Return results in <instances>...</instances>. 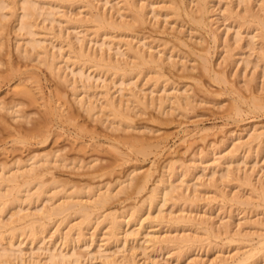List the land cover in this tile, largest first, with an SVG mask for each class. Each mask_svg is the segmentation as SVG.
Listing matches in <instances>:
<instances>
[{
  "label": "rangeland",
  "instance_id": "obj_1",
  "mask_svg": "<svg viewBox=\"0 0 264 264\" xmlns=\"http://www.w3.org/2000/svg\"><path fill=\"white\" fill-rule=\"evenodd\" d=\"M39 1L40 3L42 2V4L44 3V5H41L43 7L45 6L43 13L48 8L55 9L53 11L51 10L52 13L51 11H49V9L47 10L48 13H51V15L53 16H47L51 18L50 20L49 18L45 19L46 17H44L43 15H40L39 18H37V20L35 21L36 26L38 24L40 26H37L36 28L38 29H35V31H37V34H40H38L37 37L34 36L33 38L36 41L38 40V42L41 41L40 44L46 47V49L49 50L50 54H56H54V56H57L58 58V68H61L62 72L66 70L64 73V77L66 76L67 79L65 78V81L59 82L57 79L54 78V76L50 75L49 72L46 71L44 67H42V65L36 64V62H38L37 59L34 60L36 62H30L28 61V59L23 58V54H18L16 50L18 48L21 49L22 45L24 46V48H26L25 45L29 42L28 39L30 37H25V32L23 33V31L18 30L19 25H17L16 19L18 15L20 17L23 12L21 9H19L20 11L17 10L18 7L16 6V15L14 14V16L10 19L7 18L5 22L6 27L3 31L4 33H2L1 35L2 42L5 47H3L4 50L0 52V104H2L4 107H6L7 105L8 107L6 108H9L11 107L12 102H17V100L19 101L21 99L22 101L20 100V102H23V105L25 106H19V108L16 107L17 109H14L20 111V116L25 115L23 117L24 119L27 116L28 117L25 120H12V118H10V113H0V118L3 120V123H1L2 120L0 121V178H2L3 176H6L7 178V174H14L15 170H18L19 167L23 168L24 164L30 166L32 164V161L34 160L32 159V156H38L37 160L35 161L42 159V156L44 155H47L44 156L45 159H49L53 163L55 161V157L60 160L58 161L56 159L55 162H59L58 164L56 163V166H54L55 164L47 166L49 168L48 171L50 172V174L44 177V179H42L46 186L40 189L37 186L40 191H45H43L45 193H43L44 196L40 194L42 191L40 192L38 190V194L36 193L37 187L34 186L36 185L34 183L27 193L25 192L27 191V188H25L24 191L21 188V192L23 194L20 193L22 195H18L20 199H16L17 201L15 202L19 203L14 204L12 206L13 208L9 206V204L11 205V201L13 200L12 196H8V194L11 195L10 189H8V193H6V198H1V200H4L3 202H7L8 206L6 207V210L3 213H0V222L2 225H4V227L1 225L2 228L0 230V251L3 248H9V242H11L10 240L13 239L14 241L12 240V242H14V248H12V251L14 252L15 257L18 258L16 260H14L15 257L11 258V263L9 264H50L48 262V255L50 250L51 252L57 250L58 252L66 254L67 256H72V254H75V256H73L75 258L70 257L69 260H71L67 261V264H186L187 261L190 262L192 260H199L205 264H209V262L215 260L216 263H220L219 260L221 259H224L223 261L229 260L228 263H232L236 260H240V258L242 259L243 255L250 253L256 246L257 242L261 238H264V230H262L263 227H261L262 231H259L260 226H258L260 224H264V205H259V201L255 199L254 196H256V193L253 192V187L246 186L242 182L243 177H249V175H251L249 178L252 181V186L253 184L256 186H254V188L260 190V185L264 186V136L261 137V143L259 142L260 144L254 142L255 144L252 143L247 145L249 148H247L244 143H247L249 141L248 134H251L253 130H251L250 127L253 126L258 132H264V109H262L261 111H253L248 108L249 106L242 102V99H244V102H250L249 99L252 95L250 96L251 93L245 91V86L243 85V83L249 81V77L251 76L250 74L254 71L251 69L250 66H248L246 69V67H244V65L240 61L243 59V57H245V55H248V57L250 56L249 59L251 61H255L256 55H259L256 54L258 53V51L247 52L249 51V49L247 50L246 45H244L246 44V41H242L241 49H239L238 47L236 49V47H234L233 45L234 32L232 28H230L231 31H229V27L234 26V21L237 20L236 18H238V14H240V16L241 14H243L241 11L243 5L240 7L237 6L236 9V0H209V9L207 10L209 11V14H205L206 17L204 16V24H207L204 25L203 28L202 26H196V23L194 24V20L192 19V17L196 19L198 18V16H200L199 13L195 12L197 11L196 7L198 6V4L196 6V3L198 2V0H181L182 4L179 2V0H173V3L172 0H129L132 1V7H130L131 3L129 1L125 2L124 0H63L61 1L62 3L60 2V0ZM257 1L258 0H250L249 3L252 2V4L249 5L248 3L249 6L252 5V7L254 8L253 10L255 11H258L256 6L259 5H257V3L259 2ZM175 2L178 3V6L181 7L180 11H176L174 9ZM56 3H59L60 5ZM19 4L21 5V2H19ZM53 5L56 7H54ZM225 5L227 6V9H231V7H233L232 9L235 8L234 13L236 14V17L234 15L230 20L228 18V15H226L227 17L224 18V13H226L225 10H227L226 8H224ZM140 6H146V9L144 7H141V9H145V24H143L142 26L135 24L136 26L134 25V28L130 33L123 32V30L110 31L109 28H104L100 29L101 31H97L98 28L96 27L98 26L97 24L94 25L95 22L92 18L96 15L105 16L104 18H108L107 20H109V22L111 19L114 22L117 21L118 23L125 22L126 20L128 23L130 21L129 17L131 14L130 12L128 13V11L138 8L140 9ZM171 7L172 9H174L172 10L173 13L172 11H170ZM124 8H129V10L127 11ZM7 11L8 10H6L4 13L7 14ZM174 13H177V16L179 15V17H176ZM42 16L43 19L41 18ZM43 20L47 21L44 22ZM78 21H80L82 24ZM74 22L76 24H74ZM77 23H79V26ZM129 23H131V21ZM15 26L17 27V29H14L16 28ZM74 26H77V28L75 29ZM137 26H139V28ZM95 28L97 29L96 32L94 31ZM227 28L228 32L225 31V29ZM17 30L18 32H15ZM211 32H214L217 35L218 39L215 43L212 42L213 39ZM242 33L244 32L242 31ZM33 38L31 37L30 39L33 40ZM78 39L79 41L81 40V43L79 45H81L83 42L84 50L86 52H89L90 55H92L93 57L95 56L96 58L98 57L99 59L104 58L107 61H105L106 63L111 62L114 64L118 62V65H121L123 67L122 68L120 66V68L125 71L127 70L126 72L128 74L130 73L129 76L127 77L126 74V76L122 78V76L120 77L119 72H117L118 74L116 72L114 73L113 71L111 72L108 70H106L107 72H102V70L105 69H102L100 71L99 69L97 70L94 67L91 68L95 69L96 71L90 70L91 68L88 69V64L86 63V65H83L84 63H80L83 66L81 67V65L79 64V68L73 65L72 63V65L75 66L73 68L71 63H68L70 61L69 58L71 55L69 54L70 51L68 50L67 45L70 44V41H72V43H77L78 41L76 42V40ZM247 39L248 38H246V40ZM26 40L28 42L25 43ZM223 41H225L227 45L232 46V48H230L232 49L231 54L233 55V60H228L229 62L226 61L227 65L225 63H222V58L225 52L227 53L226 50H229L230 48L226 49L227 45ZM128 45H132L133 48L135 47V51L141 50L140 53L142 52L143 55L145 54L144 56L146 59H150L151 57L155 59L157 65L159 64V66L152 65V67L151 65H147L140 67V64H137L139 63V61H134L133 59H131L132 54L130 55L129 53H127L126 46ZM243 45L246 49H244ZM24 48L22 50H24ZM204 49L206 50L205 52ZM207 51V57L209 58L211 71L219 73L222 70L227 73L226 78L228 79V83L226 85H218L216 83L213 84L212 80L210 83V78L201 71V67H198L200 66V59H197V57L205 55L204 53H207ZM149 54H152L153 56ZM100 56L103 57L101 58ZM226 56L227 54L224 55V58ZM71 60L72 62L74 61L72 59V56ZM64 62H66V64ZM238 63L240 64L238 65ZM71 68L73 70H71ZM81 68L82 70L84 69L83 72L86 74L85 76L89 75L91 72L94 71L89 75L94 80L89 81L90 83H88L91 86L93 85L92 88H94V92L91 90L89 94H87L86 91V94L83 93L84 89L82 87V84L78 83L79 78L76 77L77 81H75V75L71 71L76 70L77 72L78 69ZM258 70L255 71L256 74L258 73V77L254 75L256 76L254 82L258 83L255 84L254 82H252L253 84L250 85V87H252L251 89L259 87V85L261 86V83L263 82L262 79L259 77L260 69L258 68ZM97 71L98 73L100 72V75H96ZM62 72L61 75L63 77ZM154 73L157 74L155 75ZM157 75L159 76V78ZM119 77L124 80L120 79ZM256 78H258L259 80ZM155 79H157V81ZM123 81L125 82L123 83ZM155 81L156 84L153 85ZM120 83L123 85H121ZM74 84L75 86L78 84L77 86L83 89H77L79 91V93L78 91H76L75 93L79 95H76L77 97L75 96L77 99L86 96L85 99H87L88 101V99L92 96V93H94L93 96L96 95L95 97L92 96L90 99V101L93 103L95 101V105L97 104L96 113L98 112V114H96V118H88L89 116L87 117V115L81 112L82 110L79 108V106H77L75 102L73 103L75 98L71 97L74 96L72 94L73 92H71V87ZM25 89L30 91L34 95V102L28 99H22L18 96V92ZM80 90H82V92ZM104 92L107 93L110 99L115 100L114 102H117L116 104L118 106V103H120L121 106H123L124 111L125 109H127V113H129V116L131 115L130 118L132 120L127 124L125 123V126H130L129 129L127 127L126 129L124 124L119 125V123H117L120 126L118 127L119 131L116 129L115 131L111 130L114 129V126L111 125L114 121L111 120L112 118L109 119L107 117L108 113L104 109V111L100 112V109L102 110V108H104ZM131 92L133 95L134 93L136 94L134 96H139V98L142 99L143 103H147V106L145 105L146 109L143 108V105L142 107L141 105L139 107L138 104L135 103L137 105L136 106L134 102H132L134 101V99H132L131 101L128 100L130 101V103H127V99L130 98L127 97L129 96L128 94H130L132 97ZM263 92L258 93L260 94L258 95L260 96L258 97L259 99L262 98V100H264ZM237 93L238 95H236ZM62 96H65L66 98L61 99ZM186 97L188 101L192 103L185 101ZM197 97H199V99L201 100H199ZM68 98L71 103L68 101ZM163 98L165 99L163 100ZM166 98L173 100L169 101L171 103H167V101H165ZM177 99L180 100L182 105L184 104L186 108L184 105V107H178L176 104L181 103H175ZM205 100L206 102H204ZM67 101L68 103H66ZM161 101L162 103L163 101H165V104L164 107L162 106L163 109L160 108V112V109L158 108L159 105L162 104ZM121 102H123L124 104H122ZM173 102L174 106L176 105L175 107L172 105ZM187 102L190 103L191 106ZM235 105L236 107H234ZM135 106L136 108L134 109ZM191 107L193 108L191 109ZM236 108H241L240 110L242 114L239 113L237 116L234 112V109ZM128 109L130 110V112ZM70 110L72 113L69 112ZM68 113L72 114V116L74 117H72L74 121L68 120V116H70L68 115ZM104 117L106 121L104 120ZM98 121H101L104 124L99 123ZM131 122L133 123L130 124ZM110 125L112 126L111 129H109ZM127 130L129 131L127 132ZM36 133H38V136L36 135ZM18 138L19 140H17ZM20 141L24 142L20 143ZM43 141L45 142L43 143ZM135 141L137 143L140 142V144L138 145H141V143L145 141L146 143H144L146 144V146L144 143H142L143 147H139L138 145L134 147ZM233 143L235 145H233ZM256 144L260 147H258L259 150L253 149V147L255 148L257 146ZM129 145H132V147H129ZM237 146V151L236 153H234L233 149H236L235 147ZM243 147H245L244 151L242 150ZM246 148L248 149L247 152ZM140 149L143 151V153L141 154L137 152H141ZM229 151L232 153H230ZM229 153L231 154V157ZM48 154L51 156H49ZM204 154H206L207 156L204 157ZM228 154L229 158L226 157V155ZM232 155L235 156V158L232 157ZM39 156L41 157L40 159ZM222 158L226 159L223 160ZM64 159H69V162L67 160L65 161V165H63L64 162L60 163V161H63ZM201 159L203 161H201ZM73 160L75 161V165L73 166L72 164L70 166L71 163H74ZM29 161H31V164ZM70 161L73 162L70 163ZM220 162L222 163L220 164ZM79 163L81 164V166L83 164V168H80ZM184 163L186 164V166L182 165ZM172 164L174 165V168ZM62 165L64 167L66 166V169H64ZM170 165H172L171 167L173 169H175L176 167L177 170L175 169V171L177 173H175V175L173 173L174 170L171 169ZM188 165L193 166L191 168L188 167ZM53 166L56 167V169ZM179 166L184 167V169H190V173H188L185 178L182 177L184 170L182 168H179ZM169 167L172 170L171 172L173 175L169 173ZM226 168L230 171L234 170V172L231 171L232 178L230 177L231 179H229V182L227 180V182L224 183V180L228 178L222 179L221 175L225 174L226 170L224 169ZM134 170H136V173L134 172L133 174L135 175V179L133 178L134 181H136L134 183L135 186L137 182L141 181V175L144 176L145 174H148V172L151 175V178L148 180V183L143 188L144 190L142 191V193L141 190H138V188H133L134 185L132 184V182V187L129 186L130 188L128 187V189L122 192V194L117 195V191H119L121 183L123 184L126 180L127 182L125 181V184H127L133 177L132 176L130 178V176L128 177V175L129 173L131 175V172H133ZM181 170L183 173L180 172ZM1 172L3 173V176H1ZM216 172V175H212V177L215 176V178H212L211 174ZM245 174L248 176H246ZM233 175L235 177H233ZM237 175L241 177L240 180L242 181H238L239 178L236 179ZM167 176H170V178ZM189 176L190 178H188ZM171 177H173V179H171ZM210 177L212 178V180H216L215 182L213 181L214 185H217V187H214L215 189L210 188L213 184V182L209 183V181L211 180ZM166 178L170 179H168L167 183H172L171 181H173V184H175L176 180L179 181L186 179L184 184H186L187 182L189 187H187L186 184L182 187L183 190H181L183 191L184 196L186 195L191 200L192 198L194 199L192 200L194 201L193 207H188L190 206L189 203H187L189 204L188 206L183 204V202L181 204L176 199H174L175 201L173 203L169 202V199L173 201V199L169 198L167 201L168 203H166L162 208V206L160 207V205H163L160 202V200H162L161 195L159 197L160 200H158L155 205L153 204V207L151 204L149 205L148 202L145 201L146 196L150 193L151 189H153L155 185L160 186V188H162L167 184L165 182V180H167ZM218 178L221 179L224 186L219 185L220 180H218ZM50 180L51 182L54 180H58V183L56 182L55 187L59 186V188H54L56 189L54 190L50 185ZM61 182L62 184L64 183L63 185L66 184L67 186H62ZM157 183H160V185ZM162 183H164V185ZM180 183L181 181H176V184ZM105 185H110L108 187L111 189L113 197L110 200V203H108V206H106L104 209H100L99 212L98 210L93 211L91 217L92 220L90 219V226L89 224H87L88 222L84 224L82 221H80L81 219H77V216H71L72 219L70 217L69 219L68 217L64 218L62 216H52L49 219L47 218L48 220H50L49 222L48 220H43L44 215L41 214L42 211L44 212L45 209L50 210L52 206L55 207V204L59 205L61 202L66 200V196L71 195L73 197L74 194V197H78L82 192L81 189H83V194L81 193L82 196H79L78 198H86L82 200V202L88 204L89 202H87V199L89 201V198L87 197V194L92 191V193H102L105 191ZM191 185L193 186L191 187ZM196 185L197 187H199L197 189L198 191L195 190L197 192L195 193V198V196L193 197V187H195L196 189ZM4 187L2 186L3 189H1L0 187V195L4 194L5 197V192L7 191L4 190H6L7 187L5 185ZM72 187L74 189H72ZM77 187H79L80 190ZM247 188L251 190L254 195L251 194ZM35 190L36 192H34ZM75 190L76 192L74 193ZM100 190L103 191L101 192ZM215 190L217 191V194H220L219 196L221 198L218 197L217 194H215ZM220 190H222V195L224 196L223 199L221 193L219 192ZM53 191L57 192L54 193ZM60 192H62L63 194H60ZM28 193H30L29 196L31 195V197L27 196ZM76 193H79V195ZM223 193L227 194V196ZM239 195L241 197H239ZM48 197L49 200H47ZM228 197L230 198V200H235L239 198L241 202H243V205L240 207V204L238 206L232 204L235 203L236 200H231L232 202L228 203L230 201L228 200ZM26 198L28 200H26ZM245 199L247 201H243ZM250 199H254V201H252L253 203L250 201ZM1 200L0 202H2ZM195 200H198L196 201L197 203L195 202ZM245 203L249 204V206L247 207ZM257 206L262 207L263 209ZM138 207H140V212H142H139L140 214L138 213L136 214V216L134 215L135 217L133 218H129L131 217L130 214ZM252 208H254V210ZM101 210L104 212H102ZM131 210L133 211L131 212ZM183 210L185 213L183 212ZM20 211H22V215ZM18 212L19 214L15 217V219H17V217H23L24 215L28 216L31 214L32 216L30 215V219H28V217L26 219L24 218L26 221L24 220L23 222H28L34 219L36 221V225H40L39 221L41 222V224H43V226L45 225L46 229H44V234H41L39 236V240H41L42 242H31V235L27 229L24 233L22 232L24 230H21V232H19L21 234L18 233L19 230L15 232L18 233L16 235L10 234L7 225H9V223L11 222L10 220L14 221V217H12L11 219L10 215H14ZM112 212L118 214L120 218L119 221L122 222L123 225L121 226L122 231L120 232L121 239L118 237V240H116L120 241L118 243L114 240L110 241L112 237H110L111 235L109 236L110 230H108L109 225H107L109 222L107 220H104L105 216ZM160 214H162L163 217ZM100 215H104V218L100 217ZM178 215L179 217L184 216L185 218H189L191 220L195 218L194 223L196 227L195 225L194 227H187L182 225L183 227H185L182 229L181 225H178L179 227L175 225L176 227L174 228V226H171L172 224H169L168 221L172 220L173 218H177ZM191 216L194 218H192ZM154 217L157 218L154 219ZM60 218L64 219L60 220ZM160 218L168 219L163 220ZM64 220H68L69 222L67 221L68 223H66ZM203 220H207V223H211L212 225H214V230H218V234H215L216 236H214L215 238L207 237L205 235L201 236L203 231H201L202 228L199 227L197 223H200ZM79 221L82 222L84 225L82 223L80 224ZM96 221H98L100 225ZM165 221L167 223H165ZM60 222L62 225H60ZM257 222L259 224H257ZM65 223L68 225H66ZM163 223L167 224L168 226ZM253 223L259 228L256 226V229ZM77 224H80V228L79 226H77ZM77 227L79 229H77ZM226 228L229 229L227 230ZM80 229L83 231V233H81L83 238H81V236L79 237L78 234H76L75 232ZM225 229L226 231H224ZM216 231L215 233H217ZM223 231L224 233L226 232V234L229 235L227 236L225 234V236ZM8 233L11 235V239ZM128 233H131V237L128 236ZM187 234L188 236L192 235V238L198 237L196 238V240L202 238L200 239L201 242L202 240H206L207 242L203 241L201 243L200 241H197L194 246L195 250L193 251V249H191L192 252H190V250L188 252L189 254L184 252L178 253L179 251L177 252V249L173 248V246L170 244H164V247L163 244L160 245L156 243L157 238L159 240H165L164 238H179L182 236H187ZM28 235H30V237ZM125 235L127 237H125ZM64 236L66 237L64 238ZM209 238H212L213 240H210ZM229 238L232 241L229 240ZM153 240H155L156 244L153 242ZM198 243L201 247L197 245ZM206 245H208L209 247H207ZM178 254H180V256ZM257 256L259 255H255L256 258ZM255 257H253L255 263L252 260L254 264H264L263 256L260 255L258 261L255 260ZM261 257L263 259H261ZM73 259H75V261ZM252 261H250L249 264H251Z\"/></svg>",
  "mask_w": 264,
  "mask_h": 264
},
{
  "label": "bare ground",
  "instance_id": "obj_2",
  "mask_svg": "<svg viewBox=\"0 0 264 264\" xmlns=\"http://www.w3.org/2000/svg\"><path fill=\"white\" fill-rule=\"evenodd\" d=\"M39 1V0H38ZM38 1H34V0H0V52L2 51V50H4L3 49V47H5L4 46V44H3V42H2V38H1V35H2V33H4L3 31H4V29H5V27H6V20H7V18H11V17H13L14 16V14L16 15V11L17 10H19V9H21L22 10V12H23V14L19 17V15H18V17H17V19H16V23H17V25H19V28H18V30L19 31H23V33L25 32V37L27 36V37H34V36H38V34H40V33H36L37 31H35V29H38V28H36L37 26H40L39 24L36 26V20H37V18H39V16L40 15H43L44 17H46L45 19H47V18H49V17H47L48 15L51 17L52 15H51V13H52V11L55 9V8H53V9H49V11H51V13H48V9L47 10H45V12L43 13V11H44V9H45V6L43 7V6H41V5H44V3L42 4V2L40 3V1L38 2ZM51 1H54V0H51ZM59 1V0H58ZM57 1V2H58ZM61 1H63V0H60V2ZM72 1V0H71ZM125 2H128L129 0H124ZM177 1V0H176ZM208 1L209 0H198V2L196 3V6H197V4H198V6L196 7V10L197 11H195V12H197V13H199V15L200 16H198V18H193L192 17V19L194 20L193 21V23L195 24L196 23V26H204V25H206V24H204V18L206 17L205 16V14L207 15V14H209L208 12L209 11H207L208 9H209V7H208ZM235 1V0H234ZM19 2H21V5L19 4ZM59 2V3H60ZM65 2V1H64ZM63 2V3H64ZM130 3L132 2V1H129ZM179 2L181 3V0H179ZM250 2V0H236V5H235V7H236V9H237V6L238 7H240V6H242V9H241V11H242V13L243 14H241V16H240V14H238V18H236L237 20H235L234 21V26L233 27H229V29L230 28H232V30H233V34H234V39H233V45H234V47H236V49H237V47L239 48V49H241V47H242V41H246V44H244V45H246V48H247V50L249 49V51H247V52H257L258 51V53H256V54H259L258 56L256 55V59H255V61L254 60H250L249 59V57H248V55H245V57H243V59L241 60V57H240V62L244 65V67H246V69H247V67L248 66H250L251 67V69L254 71L253 73H251L250 75V79H249V81H247V82H245V81H243V82H245V83H243V85L245 86V91L246 92H250L249 94H250V96H248V97H250V102L249 103H247V102H244V99H242V102L244 103V104H246L247 106H249L248 108L250 109V110H253V111H255V110H262V109H264V100H262V98L261 99H259L258 97H260V96H258V95H260V94H258V93H260V92H263L264 91V0H258L257 2H259V3H257V5L258 6H256L257 7V9H258V11L256 10H253L254 8L252 7V5L251 6H249L250 4H252V2L251 3H249ZM255 2V1H254ZM59 3H56V4H59ZM62 3V2H61ZM122 3H123V1H122ZM129 3V4H130ZM172 3H173V0H172ZM179 3V4H180ZM231 3H232V1H231ZM248 3H249V5H248ZM48 4H50V3H48ZM52 4V3H51ZM54 4V3H53ZM175 5V10L176 11H180V9H181V7L180 6H178V3H174ZM182 4V3H181ZM230 4V3H229ZM55 5V4H54ZM53 5V6H54ZM60 5V4H59ZM152 5V4H151ZM172 5V4H171ZM170 5V6H171ZM233 5V6H234ZM18 8H17V7ZM20 6V7H19ZM52 6V5H51ZM183 6V5H182ZM49 7V6H48ZM54 7H56V6H54ZM59 7H61V6H59ZM124 7H125V5H124ZM130 7H132V3H131V6ZM141 7H146V6H140V9L138 8V9H134V10H130V11H128L129 10V8H124L125 10H127L128 11V13L130 12L131 14H130V21H131V23H127V21L125 20V22H120V23H118L117 21V23L116 22H114L113 20H111L110 19V22H109V20H107L108 18H104L105 16H102V15H96L95 17H93V16H91V17H93L92 19L94 20V25L95 24H97V26L98 27H96V28H98V30L95 28V32H96V30L97 31H99L100 29H104V28H109V30L111 31V30H116V31H121V30H123V32H132V30H133V28H134V25L136 24V25H143V24H145L144 22H145V14H144V10L146 9H141ZM229 7V6H228ZM16 8H17V10H16ZM58 8V7H57ZM56 8V9H57ZM224 8H226L227 9V6L225 5V7ZM233 7H231V9H227V10H225L226 11V13H224V11H223V13L225 14V17L224 18H226L227 16L226 15H228V18L231 20V18H232V16H234L235 15V17H236V14L234 13V9H232ZM131 9H133V8H131ZM174 9H172V7L170 8V11H172V10H174ZM6 10H8L7 12V14H5L4 12L6 11ZM58 10V9H57ZM185 10V9H184ZM223 10V9H222ZM20 11V10H19ZM47 11V12H46ZM120 11V10H119ZM118 11V12H119ZM175 11V12H176ZM183 11V10H182ZM240 12V11H239ZM121 13V12H120ZM119 13V14H120ZM146 13V12H145ZM168 13V12H167ZM172 13H173V11H172ZM187 13V12H186ZM241 13V12H240ZM46 14V15H45ZM191 14V13H190ZM193 14V13H192ZM196 14V13H195ZM121 15V14H120ZM172 15V14H171ZM174 15H176V17H179V15L177 16V13H174ZM10 16V17H9ZM43 16L41 17L42 19H43ZM123 16V15H122ZM121 16V17H122ZM188 16H190V15H188ZM196 16V17H197ZM205 16V17H204ZM53 17V16H52ZM120 17V18H121ZM124 17V16H123ZM125 17H126V15H125ZM51 18H49V20H50ZM125 19V18H124ZM207 20V19H206ZM226 20V19H225ZM224 20V21H225ZM9 21V20H8ZM44 22L45 21H47V20H43ZM124 21V20H123ZM69 22V21H68ZM77 22V21H76ZM78 22H80V21H78ZM70 23H72V22H70ZM81 23V22H80ZM74 24H76L75 22H74ZM74 24H72V25H74ZM78 24V26H79V23H77ZM82 24V23H81ZM16 25V26H17ZM71 25V24H70ZM135 25V26H136ZM233 25V24H232ZM15 26V27H16ZM69 26V25H68ZM208 26V25H207ZM82 27V26H81ZM80 27V28H81ZM138 28H139V26H137ZM74 28L76 29L77 28V26H74ZM73 28V29H74ZM204 28V27H203ZM226 28V27H225ZM14 29H17V27L16 28H14ZM135 29H136V27H135ZM18 30L17 31H15V32H18ZM228 30V28L227 29H225V31H227ZM101 31V30H100ZM103 31V30H102ZM211 31V30H210ZM229 31H231V29L229 30ZM242 31L244 32V33H242ZM228 32V31H227ZM212 34V39H213V43H215V42H217V35L214 33V32H211ZM37 34V35H36ZM243 34H244V36H243ZM245 34H246V36H245ZM23 36V35H22ZM227 36V35H226ZM35 37V38H36ZM244 37H246V38H248L247 40H246V38H244ZM28 39V41L26 40L25 41V43L26 42H28L26 45H25V47L26 48H24V46H23V48H24V50H22L23 48H22V46H21V49L20 48H18L17 49V47H16V51L18 52V54L19 55H21V54H23L24 55V57L23 58H25V59H28V61H33V62H36V61H34V60H36L37 59V61L38 62H36V64L37 65H42V67H44L45 69H46V71H48L49 72V74L50 75H52V76H54V78L55 79H57L59 82H63V81H65V78H66V76L64 77V73H65V71H64V69H63V71L64 72H62L61 70V68H58V64H57V56L55 57L54 56V54L52 53V54H50L49 53V50L48 49H46V47H44V46H42L41 44H40V42L41 41H39L38 42V40L36 41V40H34V38H33V40H31V39ZM18 39V38H17ZM77 39V38H76ZM225 39V38H224ZM226 40V39H225ZM78 41V42H77ZM81 41V40H80ZM79 41V39L78 40H76V42L78 43H72V41H70V44L69 45H67L68 46V50L70 51V55L72 56V59L74 60L73 62H72V60H71V56L70 55H68V56H70V58H69V62L68 63H71V65H72V63H73V65H75V66H77L78 68H79V64L80 63H84L83 65H86V64H88V69L89 68H91V67H94L95 69H99L100 71L102 70V69H105V70H102V72L103 71H106V70H108V71H113L114 73L116 72H119V74H120V77L122 76V78H124L125 76H126V74H127V77L129 76V74L125 71V70H123L122 68H120V66L118 65V62L117 63H111L110 61H108V62H110V63H106L107 61H106V59H99L98 57V59L94 56H92V55H90V53L89 52H86L85 50H84V45H83V42H82V44L81 45H79L81 42ZM229 41V40H228ZM225 44H226V42L225 41H223ZM78 46H77V45ZM128 44H130V43H128ZM223 44V43H222ZM21 45V44H20ZM82 45H83V47H82ZM127 45V44H126ZM220 45V44H219ZM227 45V44H226ZM243 45V46H244ZM129 46V47H128ZM128 46H126L127 48V53H129L132 57H131V59H133L134 61H139V63H137L138 65L140 64V67H142V66H147V65H153V66H159V64L157 65V62H156V60L155 59H153L151 56V58L150 59H146L145 58V54L143 55L142 54V52L140 53V51L139 50H137V51H135V47L133 48V46L132 45H128ZM130 46H132V47H130ZM232 48V46L231 45H227L226 46V49L227 48ZM128 48H129V50H128ZM225 48V47H224ZM227 49L226 51H227V53L225 52V54L224 55H226L227 54V56L224 58V55H223V58H222V63H225L226 64V61L227 62H229L228 60H233V55L231 54V52H232V49ZM245 48V46H244V49H246ZM62 49V48H61ZM68 51V52H69ZM129 51V52H128ZM206 50L204 49V52H205ZM225 51V50H224ZM244 51V50H243ZM89 53V54H88ZM242 53V52H241ZM205 55H202V56H199V57H197V59H200L199 60V65L200 66H198V67H201V71L205 74V75H207L209 78H210V83H211V80L213 81V84L214 83H216V84H218V85H221V84H224V85H226L228 82H227V73L225 72V71H222L221 70V72H219V73H216V72H214V71H211V69H210V62H209V58L207 57L208 56V51H207V53H204ZM244 54V53H243ZM242 54V55H243ZM251 54V53H250ZM253 54V53H252ZM56 55V54H55ZM130 55H129V57H130ZM149 55H152V54H149ZM153 56V55H152ZM101 58L103 57V56H100ZM234 57H236V56H234ZM67 58V59H68ZM149 58V57H148ZM154 58H156V57H154ZM239 59V58H238ZM106 61V62H105ZM158 61V60H157ZM198 61V60H197ZM66 62H67V60H66ZM66 62H64L65 64H66ZM237 62V61H236ZM262 62V63H261ZM58 63H59V61H58ZM86 63V64H85ZM221 63V62H220ZM76 64H78V65H76ZM120 64V63H119ZM240 63H238V65H239ZM0 65H1V60H0ZM60 65V64H59ZM72 65V66H73ZM81 65V64H80ZM83 65H81V67L83 66ZM137 65V66H138ZM221 65V64H220ZM227 65V64H226ZM232 65V64H231ZM242 65V66H243ZM67 66V65H66ZM75 66H73V68L75 67ZM127 66V65H126ZM125 66V67H126ZM152 66V67H153ZM223 66H224V64H223ZM236 66V65H235ZM241 66V67H242ZM1 67V66H0ZM60 67V66H59ZM76 67V68H77ZM64 68V67H63ZM75 68V69H76ZM223 68V67H222ZM258 68L260 69V78L262 79V83H261V86L259 85V87H256V88H253V89H251L252 87H250V85L251 84H253L252 82H254L255 81V77L257 76V74H256V72L255 71H257L258 70ZM67 69V68H66ZM69 69V68H68ZM87 69V68H86ZM95 69H90V70H95ZM142 69V68H141ZM144 69V68H143ZM245 69V68H244ZM245 69V70H246ZM9 70V69H8ZM71 70H73L72 68H71ZM84 70V69H83ZM83 70H82V68L81 69H78V71L76 72V70L75 71H71L74 75H75V78L76 77H78L79 79H78V83H80V84H82V87H83V89L82 88H80V87H78L77 85V87L75 86V84L71 87V89H72V91L71 92H73L72 94L74 95V96H71L72 98L74 97L75 99H74V101H73V99H72V101H73V103L75 102V104L77 105V106H79V108L82 110L81 112H83L85 115H87V117L88 118H96V114H98V112L96 113V111H97V104L95 105L94 103H95V101H94V103L93 102H91L90 101V99H91V97L93 96V94L94 93H92V96L89 98V97H87V98H89L88 99V101H87V99H85L86 98V96L85 97H83V98H80V99H77L76 97V95H78V94H75L76 93V91H78L77 89L79 88V89H82L84 92L83 93H85V91L87 92V94H89V92L92 90L93 92H94V88H92V86L90 85V84H88V83H90L89 81H93L94 79H92L89 75L91 74V73H93V72H91L89 75H87V76H85L86 74L83 72ZM129 70H131V69H129ZM128 70V71H129ZM225 70V69H224ZM244 70V71H245ZM89 71V70H88ZM96 71V70H95ZM135 71V70H134ZM140 71V70H139ZM243 71V72H244ZM249 71V70H248ZM251 71V70H250ZM259 71V70H258ZM61 72L63 73V77H62V75H61ZM76 72V73H75ZM107 72V71H106ZM156 72V71H155ZM236 72V71H235ZM255 73V74H254ZM100 75V72L98 73V71L96 72V75ZM118 74V73H117ZM122 74V75H121ZM136 74H137V72H136ZM155 74V73H154ZM157 74V73H156ZM155 74V75H156ZM11 75V74H10ZM95 75V76H96ZM113 75V74H112ZM116 75V74H115ZM132 75V74H131ZM130 75V76H131ZM139 75V74H138ZM164 75V74H163ZM234 75V74H233ZM254 75H256V76H254ZM119 76V75H118ZM158 76V75H157ZM159 76H160V74H159ZM159 76H158V78H159ZM162 76V75H161ZM232 76V75H231ZM99 77V76H98ZM119 77V78H120ZM164 77H166V76H164ZM241 77V76H240ZM245 77V76H244ZM258 77V76H257ZM91 78V79H90ZM118 78V79H119ZM122 78H120V79H122ZM34 79V78H33ZM67 79V78H66ZM131 79V78H130ZM256 79H258V78H256ZM260 79V80H261ZM96 80H98V79H96ZM122 80H124V79H122ZM156 81H157V79H155ZM245 80V79H244ZM247 80V79H246ZM259 80V79H258ZM37 81V80H36ZM75 81H77V78H76V80ZM156 81H155V83L153 84V85H155L156 84ZM164 81H167V80H164ZM163 81V82H164ZM125 81H123V83H124ZM34 83H36V82H34ZM66 83V82H65ZM92 83V82H91ZM255 83V82H254ZM256 83H258V82H256ZM255 83V84H256ZM121 84V83H120ZM198 84V83H197ZM239 84V83H238ZM68 85V84H67ZM121 85H123V84H121ZM234 85V84H233ZM228 86V85H227ZM254 86V85H253ZM256 86V85H255ZM70 87V86H69ZM244 88V87H243ZM106 89V88H105ZM242 89V88H241ZM82 90H80L81 92H82ZM231 90V89H230ZM234 90H236V89H234ZM238 90H240V89H238ZM237 90V91H238ZM108 92V91H107ZM234 92H236V91H234ZM234 92H233V94H234ZM78 93H79V91H78ZM106 92H104L103 93V95H104V101H103V106H104V108H102V110L100 109V112L101 111H106L107 113H108V118L110 119V118H112L111 120L112 121H114V122H112V126H114V129H111L112 128V126L110 125V128L109 129H111L112 131L114 130L115 131V129L116 130H118L119 128L118 127H120L119 125H121V124H124V126H125V123L127 124V123H129L130 121H132L131 120V118H130V116L128 115L129 113H127L128 111H127V109H125V111H124V109H123V106H121V104L120 103H118L119 104V106L114 102L115 100H113V99H110L109 97H108V95H107V93L105 94ZM109 93V92H108ZM134 93V92H133ZM231 93H232V91H231ZM264 93V92H263ZM86 94V93H85ZM110 94V93H109ZM131 94H132V92H131ZM106 95V96H105ZM129 96H127V97H130V98H128L127 99V101L128 100H132V99H134V101H132V102H134V104L136 103V104H138V106L140 107V105H141V107H142V105H143V108H145L146 106H147V103L145 102V103H143V101H142V99L141 98H139V96H134V95H136L135 93H134V95L132 94V97H131V95L130 94H128ZM236 95H238V93L236 94ZM18 96L19 97H21L22 99L24 98L25 100H30V101H32V102H34L33 101V94L30 92V91H28V90H22V91H19L18 92ZM76 96V97H75ZM79 96V95H78ZM96 96V95H95ZM95 96H93V97H95ZM101 96H102V94H101ZM110 96V95H109ZM241 96V95H240ZM239 96V97H240ZM106 97V98H105ZM111 97V96H110ZM136 97H138V98H136ZM194 97H196V96H194ZM238 97V98H239ZM241 97H243V96H241ZM66 97L65 96H62V98L61 99H65ZM102 98V97H101ZM198 99H199V97H197ZM206 98H208V97H206ZM244 98V97H243ZM247 98V97H246ZM264 98V97H263ZM35 99V98H34ZM93 99V98H92ZM95 99V98H94ZM141 99V100H140ZM162 99V98H161ZM165 98H163V100H164ZM176 99V98H175ZM179 99V98H178ZM176 100V102L175 103H178V102H180L181 103V101L180 100ZM237 99V98H236ZM21 100V99H20ZM20 100L18 101L17 100V102H12V105H13V103H14V105L12 106L11 105V107H9V108H6V107H8L7 105H6V107H4L2 104H0V113H6L7 112V114H9L10 113V118H12V120H17V119H24L23 117L25 116H20L19 115V110H15V109H17L16 107H18L19 108V106H25V105H23L24 103L22 102H20ZM170 100H173V99H169V98H166V100L165 101H167V103L170 101ZM199 100H201V99H199ZM22 101V100H21ZM29 101V102H30ZM68 101L71 103V101L69 100V98H68ZM68 101L66 102V103H68ZM130 101H128L127 103L129 104L130 103ZM159 101H160V99H159ZM165 101H163V103H162V101H161V103L162 104H160L159 105V108L158 109H160V108H162L163 109V107H164V102ZM185 101H188V99H187V97H186V100ZM193 101V100H192ZM97 102V101H96ZM132 102H131V105H132ZM188 102H190V101H188ZM187 102V103H188ZM201 102V101H200ZM199 102V103H200ZM204 102H206V100L204 101ZM1 103V102H0ZM16 103V104H15ZM31 103V102H30ZM122 104H124L123 102H121ZM159 103V102H158ZM166 103V104H167ZM169 103H171V102H169ZM190 103H192V102H190ZM190 103H188L190 106H191V104ZM197 103V102H196ZM236 103V102H235ZM241 103V102H240ZM22 104V105H21ZM28 104V103H27ZM128 104H127V106H128ZM135 104V105H136ZM186 104V103H185ZM5 105V104H4ZM146 105V106H145ZM154 105V104H153ZM173 106H174V102H173V104H172ZM178 107H182L183 105H182V103L181 104H176ZM175 105V106H176ZM179 105H181V106H179ZM193 105V104H192ZM197 105V104H196ZM203 105V104H202ZM243 105V104H242ZM137 106V105H136ZM136 106L134 107V109L136 108ZM155 106H156V104H155ZM163 106V107H162ZM174 106V107H175ZM185 106V105H184ZM183 106V107H184ZM195 106V105H194ZM198 106H200V105H198ZM233 106V105H232ZM238 106V105H237ZM177 107V108H178ZM234 107H236V105L234 106ZM234 107H232V108H234ZM15 108V109H14ZM70 108V107H69ZM72 108V107H71ZM125 108H126V106H125ZM129 108V107H128ZM148 108V107H147ZM185 108H186V106H185ZM193 107H191V109H192ZM104 109V110H103ZM133 109V110H134ZM139 109V108H138ZM146 109V108H145ZM180 109V108H179ZM190 109V110H191ZM241 109V108H240ZM239 108H236V109H234V112H235V114L238 116V114L240 113V114H242L241 113V110H240ZM14 110V111H13ZM129 110V109H128ZM165 110V109H164ZM186 110V109H185ZM194 110V109H193ZM248 110V109H247ZM68 111V110H67ZM80 111V110H79ZM139 111V110H138ZM141 111V110H140ZM177 111V110H176ZM179 111V110H178ZM245 111V110H244ZM69 112H71V110L69 111ZM129 112H130V110H129ZM160 112H161V109H160ZM183 112H184V110H183ZM243 112V111H242ZM72 113V112H71ZM69 114L68 113V115H70V116H68V120L70 121V120H73V116H72V114ZM103 113V112H102ZM141 113V112H140ZM164 113V112H163ZM167 114V113H166ZM234 114V113H233ZM234 114V115H235ZM6 115V114H5ZM16 115V116H15ZM105 115V114H104ZM137 115V114H136ZM105 116V117H106ZM28 117V116H27ZM26 117V118H27ZM73 117V118H72ZM97 117H98V115H97ZM105 117H104V120H105ZM25 118V119H26ZM4 119V118H3ZM24 119V120H25ZM100 119H103V118H100ZM2 119L0 118V121H1ZM23 120V121H24ZM28 120V119H27ZM26 120V121H27ZM99 120V119H98ZM74 121V120H73ZM106 121V120H105ZM6 122V121H5ZM99 123H103V122H101V121H98ZM1 123H3V120H2V122ZM7 123V122H6ZM117 123H119V125L117 124ZM133 122H131L130 124H132ZM104 124V123H103ZM102 124V125H103ZM110 124V123H109ZM117 124V125H116ZM2 126V125H1ZM123 126V125H122ZM3 127V126H2ZM130 128V126L128 125V126H125V128ZM4 128V127H3ZM6 128V127H5ZM81 128V127H80ZM124 128V129H125ZM126 128V129H127ZM132 128V127H131ZM251 128V130H252V133L251 134H248L249 136H248V142L247 143H244V145H249V144H252V143H258V144H260L261 142H260V139H261V137L262 136H264V132H262V131H260V132H258L253 126L252 127H250ZM81 131V130H80ZM119 131V130H118ZM118 131H116V132H118ZM129 130H127V132H128ZM136 131V130H135ZM263 131H264V127H263ZM120 132H122V131H120ZM21 134V133H20ZM38 133H36V135H37ZM20 136V135H19ZM38 136V135H37ZM41 137V136H40ZM43 138V137H42ZM263 139V138H262ZM17 140H19V138L17 139ZM22 140V139H21ZM23 140H25V139H23ZM42 140H44V139H42ZM46 140V139H45ZM237 141V140H236ZM24 142V141H23ZM22 141H20V143H23ZM45 141H43V143H44ZM134 142V141H133ZM145 142V141H144ZM144 142H142V143H144ZM239 142V141H238ZM260 142V143H259ZM141 143V145H138V144H140V142L139 143H137L136 141H135V145H134V147H136L137 145L139 146V147H143V144ZM146 143V142H145ZM144 143V144H145ZM254 143V144H255ZM124 144V143H123ZM129 144V143H128ZM239 144H242V143H239ZM253 144V145H254ZM125 145V144H124ZM233 145H235L234 143H233ZM257 145V144H256ZM132 147V145H129V147ZM145 146H146V144H145ZM245 146V147H246ZM252 146V145H251ZM233 147V146H232ZM241 147H242V145H241ZM245 147H243V149L242 148H239V149H242L243 151H244V149H245ZM259 146L257 145L255 148L253 147V149H258L259 150V148H258ZM113 148V147H112ZM150 148V147H149ZM236 149H233L234 150V153H236V151H237V148H238V146L237 147H235ZM247 148H249L248 146H247ZM246 148V149H247ZM115 149V148H114ZM137 149V148H136ZM139 149V148H138ZM151 149V148H150ZM238 149V150H239ZM251 149V148H250ZM250 149H249V152H250ZM131 150V149H130ZM133 150V149H132ZM141 150V149H140ZM145 150V149H144ZM232 150V149H231ZM252 150V149H251ZM261 150V149H260ZM148 151V150H147ZM248 151V149L246 150V152ZM116 152H118V151H116ZM136 152V151H135ZM134 152V153H135ZM139 154H141V153H143V151L141 150V152H139V151H137ZM136 152V153H137ZM230 152V151H229ZM259 152V151H258ZM257 152V153H258ZM230 153H232V152H230ZM229 153V154H230ZM233 153V154H234ZM260 153V152H259ZM50 154V153H49ZM48 154V155H49ZM52 154V153H51ZM55 154V153H54ZM118 154V153H117ZM229 154L228 155H226V157H228L229 158ZM53 155V154H52ZM235 155V154H234ZM44 156H47V155H44ZM44 156H42V159H40L41 157L39 156V159L40 160H38V161H35V160H37V158H38V156H32V159H34L33 161H32V164H31V161H29L30 162V166H28L27 164V166H28V168H27V166L25 167L24 165H23V168H20L19 167V169L17 170H15V172H14V174H10V175H8L7 174V178H6V176H3V173L1 172V176H3V177H5V178H0V187H1V189H3L2 188V186L4 187V185L7 187V189L6 190H4V191H7V192H5V197H4V194H1L0 195V200H1V198L3 197V199L4 198H6V193H8V189H10V193H11V195H9L8 194V196H12L13 197V200L11 201V205L9 204V206L10 207H12L14 204H17V203H19V202H15V201H17V200H19L20 198L18 197V195L20 194V193H22L21 192V188L23 189V191H24V189L25 188H27L26 190L27 191H25L26 193L28 192V190H30V187L35 183L36 185H34V186H38L39 187V189L40 188H44L45 186H46V184L42 181V179H44V177H46L47 175H49L50 174V172L48 171L49 170V168L47 167V166H49V165H53V164H55L54 166H56V163L57 162H55L56 161V159L58 160V158L57 157H55V161H54V163L52 162V161H50L49 159H45L44 158ZM49 156H51V155H49ZM54 156V155H53ZM122 156V155H121ZM204 157L205 156H207L206 154H204L203 155ZM60 157H62V156H60ZM143 157H145V156H143ZM225 157V156H224ZM230 157H231V154H230ZM232 157H234L235 158V156H233L232 155ZM44 158V159H43ZM228 158H227V160H228ZM63 159V158H62ZM70 159H72V158H70ZM223 159V158H222ZM226 159V158H225ZM225 159H223V160H225ZM233 159V158H232ZM53 160V159H52ZM60 160V159H59ZM58 160V161H59ZM67 161L69 160V159H66ZM65 159L62 161H60V163L61 162H64L63 163V165H65V161H66ZM74 161V160H73ZM73 161H70V163L71 162H73ZM201 161H203L202 159H201ZM218 161H220V160H218ZM69 162V161H68ZM191 162V161H190ZM205 162V161H204ZM223 162V161H222ZM222 162H220V164L222 163ZM16 163V162H15ZM59 163V162H58ZM57 163V164H58ZM69 163V164H70ZM81 163V162H80ZM79 163V166H80V168L83 166V164H82V166H81V164ZM84 163V162H83ZM192 163V162H191ZM230 163V162H229ZM23 164V163H22ZM73 164V166L75 165V161H74V163H71L70 164V166ZM189 164V163H188ZM196 164V163H195ZM198 164V163H197ZM231 164V163H230ZM229 164V165H230ZM234 164V163H233ZM60 165V164H59ZM62 165V167L64 168V169H66L64 166ZM67 165V164H66ZM173 165V164H172ZM172 165H170V167L172 166ZM183 166H186V164L184 163V164H182ZM232 165V164H231ZM53 166V167H54ZM69 166V165H68ZM92 166V165H91ZM169 166V165H168ZM192 166L193 165H188V167H191L192 168ZM221 166H223V165H221ZM227 166H228V164H227ZM226 166V167H227ZM22 167V166H21ZM59 167V166H58ZM61 167V168H62ZM90 167V166H89ZM170 167H169V169H170ZM197 167V166H196ZM7 168V167H6ZM9 168H11V167H9ZM55 169H56V167H54ZM62 168V169H63ZM68 168V167H67ZM78 168V167H77ZM83 168V167H82ZM173 168H174V165H173ZM172 167H171V169L172 170H174L175 171V169H176V167H175V169H173ZM179 168H182L183 170H184V173L182 172V170L180 171V172H182L183 174H182V177H184L185 178V176L188 174V173H190L189 172V170L190 169H184V167H181V166H179ZM194 168H195V166H194ZM194 168H193V170H194ZM201 168V167H200ZM205 168V167H204ZM216 168H217V166H216ZM218 168H219V166H218ZM5 169V168H4ZM170 169V171H169V173H171L172 174V170ZM198 169V168H197ZM202 169H203V167H202ZM231 169V168H230ZM6 170V169H5ZM79 170V169H78ZM167 170H168V167H167ZM177 170V169H176ZM193 170H191V171H193ZM224 170H226V172H225V174H222L221 175V178L222 179H226V178H228V179H226V180H224V183L225 182H227V180H228V182H229V179H231L232 177H231V171L229 170V169H224ZM1 171V170H0ZM3 171V170H2ZM173 171V173H174V175H175V173H177L176 171L174 172ZM203 171H205V170H203ZM134 172L136 173V170H134L133 172H131V175H130V173H129V175H128V177L130 176V178L132 177V179H130V181L127 183V184H125V181H124V183L122 184L121 182H119V183H121V187L122 186H125V187H120V189H119V191H117L118 192V194L117 195H119V194H122V192H124L125 190H127L128 189V187L130 186V187H132L133 185H134V183L136 182V181H134V179H135V175H133L134 174ZM168 172V171H167ZM202 172V171H201ZM213 172V171H212ZM219 172H220V170H219ZM232 172H234V170L232 171ZM10 173H13V172H10ZM193 173V172H192ZM192 173H191V175H192ZM179 174V173H178ZM216 175L217 174V172L216 173H212L211 174V177H212V175ZM237 174V173H236ZM5 175V174H4ZM144 175V174H143ZM170 175V174H169ZM173 175V174H172ZM190 175V176H191ZM235 175V174H234ZM233 175V177H235ZM246 175V174H245ZM180 176V175H179ZM190 176L188 177V178H190ZM244 176V175H243ZM246 176H248V175H246ZM251 175H249V177H250ZM140 177V176H139ZM138 177V178H139ZM141 181L140 180H138V181H140V182H137L136 183V186L134 185V187L133 188H138V190L140 191L141 190V193H142V191L144 190L143 188L145 187V185L148 183V180L151 178V175H150V173L148 172V174H145L144 176H142L141 175ZM167 177H169L170 178V176H167ZM174 177V176H173ZM173 177H171V179H173ZM181 177V176H180ZM210 177V179L212 180V178L214 177L215 178V176H213L212 178ZM231 177V178H230ZM249 177H243V184L244 185H246V186H250V187H253L252 188V190H253V192L254 193H256V196H254L255 197V199H257L258 201H259V205L260 204H262V205H264V186H261L260 185V190H258V189H256V188H254V184H253V186H252V181H251V179L249 178ZM134 178V179H133ZM137 178V179H138ZM168 178V179H169ZM176 178V177H175ZM237 178H239L238 179V181H242V180H240V178L241 177H239V175H237V177H236V179ZM136 179V180H137ZM140 179V178H139ZM162 179H163V177H162ZM162 179H160V180H162ZM167 179V178H166ZM168 179L167 180H165V182L167 183L168 182ZM181 179V178H180ZM235 179V178H234ZM159 180V181H160ZM170 180V179H169ZM185 180L186 179H184V180H179V181H181V183L180 184H176V181L177 182H179L178 180H176L175 181V184H173L174 182L173 181H171L172 183H165L166 185L165 186H163L164 185V183H162L163 185H161V186H163L162 188H160V186H157V185H155L154 186V188L153 189H151V191H150V193L146 196V198H145V201H147L148 202V204L150 205H152V207L157 203V201L158 200H160L159 199V197H160V195H161V199L163 200V202H162V200H160V202L163 204V205H160V207L162 206V208H163V206L166 204V203H168L167 201H168V199L169 198H171V199H173V201L172 200H170L169 199V202H174L175 200L174 199H176V200H178L181 204H182V202H183V204H185V205H189L190 204V206H188V207H193V203H194V201H192V200H194L193 198H192V200L189 198V197H187L186 195L184 196V193H183V186H185L186 184H187V182H186V184H184L185 183ZM189 180V179H188ZM194 180V179H193ZM209 181V183H212L213 181H214V179L212 180V181ZM218 180H220V184L219 185H223V183H222V181H221V179H219L218 178ZM58 180H54V181H52L51 182V180H50V185L52 186V188L54 189V188H59V186L57 187H55V184H56V182H57ZM158 181V182H159ZM216 181V180H215ZM214 181V182H215ZM45 182H47V181H45ZM127 182V181H126ZM133 182V183H132ZM189 182V181H188ZM214 182H213V184L211 185V187L210 188H214L215 186L217 187V185H214ZM237 182V181H236ZM58 183V182H57ZM133 185H132V184ZM161 183V182H160ZM160 183H157V184H159L160 185ZM198 183V182H197ZM217 183V182H216ZM239 183V182H238ZM61 184H62V182H61ZM64 184V183H63ZM62 184V186H65V185H63ZM218 184V183H217ZM262 184V183H261ZM54 185V186H53ZM119 185V184H118ZM198 185H200V184H198ZM218 185V186H219ZM263 185H264V183H263ZM67 186V185H66ZM77 186V185H76ZM75 186V187H76ZM108 186H110V185H105L104 186V188H105V191L104 192H102L101 190V192L102 193H92L93 191V189L91 190L92 192H90L91 193V195H90V193H88L87 194V197L89 198V201H88V199H87V202H89L88 204L87 203H83L82 202V200H84V199H86V198H84V199H79L78 197L80 196H82L81 195V193L83 194V189H81L82 190V192L80 193V195H79V193H76V194H78L79 196L77 197L76 196V194H75V196L76 197H74V194H73V197L71 196V195H68V196H66L67 198H66V200H64L63 202H61L59 205H56L55 203V207H51V209L50 210H46L45 209V211L43 212L42 211V209H41V211H42V215H44L43 217V220L45 219V221L46 220H48L50 217H52V216H62V217H70L71 218V216H77L76 218L78 219L79 218V220L80 221H82L84 224L85 223H87V224H89V226L91 225L90 224V219L92 220V214H93V211L95 210H98V212L100 211V209H104L106 206H108V203H110V200L112 199V197H113V193L111 192V189L108 187ZM113 186V185H112ZM193 185H191V187H192ZM194 186H195V184H194ZM213 186V187H212ZM224 186V185H223ZM38 187H37V192H36V190L34 191V192H36L37 194H38V192L40 191L39 189H38ZM71 187V186H70ZM86 187V186H85ZM129 187V188H130ZM187 187H189L188 186V184H187ZM190 187V188H191ZM199 187V186H198ZM198 187H197V185H196V189H195V187H193L194 188V190H193V197L196 195L195 193H197L195 190H197L198 189ZM256 187V186H255ZM5 188V187H4ZM29 188V189H28ZM61 188V187H60ZM64 188V187H63ZM67 188V187H66ZM78 189H79V187H77ZM84 188V187H83ZM99 188V187H98ZM185 188V187H184ZM241 188H242V186H241ZM244 188V187H243ZM249 188V187H248ZM247 188V189H248ZM263 188V189H262ZM50 189V188H49ZM65 189V188H64ZM72 189H74L73 187H72ZM182 189V190H181ZM186 189H189V188H186ZM215 189V188H214ZM220 189H221V186H220ZM39 190V191H38ZM54 190H56V189H54ZM61 190V189H60ZM80 190V189H79ZM96 190V189H95ZM217 190V189H216ZM215 190V191H216ZM218 190H219V187H218ZM249 190V189H248ZM3 191V190H2ZM42 191V192H41ZM40 192V194L41 195H43L44 196V190H41ZM44 191V192H43ZM90 191V190H89ZM198 191V190H197ZM215 191H214V193H215ZM250 191V193L251 194H253L254 195V193H252V191L251 190H249ZM0 192H1V190H0ZM46 192H47V190H46ZM54 192V191H53ZM57 192V191H56ZM56 192H54V193H56ZM63 192V191H62ZM62 192H60V194H63ZM76 192V190L74 191V193ZM77 192H78V190H77ZM220 193H221V196H222V199L224 198V196L222 195V190H220L219 191ZM31 193V192H30ZM30 193H28L27 194V196L28 197H31V195L29 196V194ZM44 193V194H43ZM51 193V192H50ZM140 193V192H139ZM23 194V193H22ZM22 194H20V195H22ZM59 194V195H60ZM66 194H67V192H66ZM72 194V193H71ZM115 194V195H116ZM215 194H217V191H216V193ZM224 194V193H223ZM65 195V194H64ZM84 195H85V193H84ZM114 195V196H115ZM218 195V197H220L219 195L220 194H217ZM224 195H226L227 196V194H224ZM253 195H252V198H253ZM34 196H35V194H34ZM39 196V195H38ZM70 196V197H69ZM90 196V197H89ZM190 196V195H189ZM18 197V198H17ZM27 197V198H28ZM33 197V196H32ZM47 197V196H46ZM191 197V196H190ZM239 197H241L240 195H239ZM251 197V196H250ZM257 197V198H256ZM26 198V200H28ZM36 198H37V196H36ZM39 198V197H38ZM62 198H63V195H62ZM195 198H196V196H195ZM221 198V197H220ZM225 198H227V197H225ZM229 198V197H228ZM233 198V197H232ZM234 198H235V196H234ZM17 199V200H16ZM40 199V198H39ZM50 199H51V194H50ZM30 200H31V198H30ZM47 200H49V197L47 198ZM59 200V199H58ZM228 200H230V198L228 199ZM231 200H234V199H231ZM229 201L228 203H231L232 201ZM236 200V201H235ZM234 201H235V203H232V204H235V205H239L240 207L243 205V202H241V200L239 199V198H237V199H235ZM249 200V199H248ZM2 202H0V213H3L5 210H6V207L8 206V204H7V202H3L4 200H1ZM36 201H37V199H36ZM52 201H53V199H52ZM144 201V200H143ZM196 201H198V200H195V202ZM243 201H247L246 199L245 200H243ZM250 201L252 202V201H254V199H250ZM256 201V200H255ZM20 202H21V200H20ZM28 202H30V201H28ZM146 202V203H147ZM226 202H227V200H226ZM249 202V201H248ZM257 202V201H256ZM46 203H48V202H46ZM50 203V202H49ZM145 203V204H146ZM178 203V202H177ZM179 203V204H180ZM187 203H189V204H187ZM197 203V202H196ZM196 203H195V206H196ZM253 203V202H252ZM258 203V202H257ZM53 204V203H52ZM154 204V205H153ZM192 204V205H191ZM246 204V203H245ZM51 205V204H50ZM148 205V206H149ZM175 205V204H174ZM252 205V204H251ZM143 206H144V203H143ZM246 206L248 207L249 206V204H246ZM245 206V207H246ZM135 207H137V206H135ZM151 207V208H152ZM156 207V206H155ZM159 207V206H158ZM236 207V206H235ZM239 207V208H240ZM257 207H259V206H257ZM264 207V206H263ZM9 208V207H8ZM13 208V207H12ZM47 208V207H46ZM49 208V207H48ZM256 208V207H255ZM259 208H262V207H259ZM44 209V208H43ZM133 209V208H132ZM192 209V208H191ZM253 210H254V208H252ZM263 209V208H262ZM16 210V209H15ZM20 210V209H19ZM142 210V209H141ZM185 210V209H184ZM184 210H183V212H184ZM17 211V210H16ZM102 211V210H101ZM133 210H131V212H132ZM144 211V210H143ZM263 211V210H262ZM14 212V211H13ZM22 211H20V213H21ZM102 212H104V211H102ZM116 212V211H115ZM140 212V207H138V208H136V210H134L131 214H130V216L131 217H129V218H133V217H135L136 216V214H138ZM142 212V211H141ZM140 212V213H141ZM190 212V211H189ZM139 213V214H140ZM173 213V212H172ZM185 213V212H184ZM17 214V215H16ZM16 214H14V215H10V217H11V219H12V217H14V221H12V220H10L11 222L9 223V225H7L8 226V228H9V232H10V234L11 235H16V234H18L19 232H21V230H24V231H22L23 233L25 232V230L27 229L29 232H30V235H31V242H36V241H41V240H39V236L41 235V234H44L43 232L45 231L44 229H46V227H45V225L43 226V224H41V222L39 221V223H40V225L38 226V224L36 225V221L33 219V220H30V221H28V222H23L27 217H28V219H30V217L32 216L30 213V215H24L23 217L21 216V217H17V219H15V217L16 216H18V214H19V212L18 213H16ZM101 214V213H100ZM182 214V213H181ZM189 214V213H188ZM21 215H22V213H21ZM135 215V216H134ZM161 216H162V214H160ZM186 215V214H185ZM20 216V215H19ZM37 216V215H36ZM94 216V215H93ZM139 216V215H138ZM141 216V215H140ZM189 216V215H188ZM187 216V217H188ZM42 217V216H41ZM40 217V218H41ZM46 217V218H45ZM100 217H103L104 218V215H100ZM143 217V216H142ZM159 217V216H158ZM163 217V216H162ZM190 217V216H189ZM192 217V216H191ZM203 217V216H202ZM202 217H201V219H202ZM19 218V219H18ZM25 218V219H24ZM48 218V219H47ZM55 218V217H54ZM58 218V217H57ZM63 218V219H64ZM67 218V219H68ZM69 218V219H70ZM94 218V217H93ZM99 218V217H98ZM157 218V217H156ZM155 217H154V219H156ZM192 218H194V217H192ZM52 219V218H51ZM62 218H60V220H61ZM62 219V220H63ZM72 219V218H71ZM97 219V218H96ZM119 216H118V214H116V213H110V214H107V216H105V218H104V220H107L109 223L107 224V225H109V228H108V230H110V232H109V236L110 237H112V239H110V241L111 240H114V241H116V240H118V237L121 239V226H123L122 225V222H120L119 221ZM153 219V220H154ZM160 219H163V218H160ZM168 219V218H167ZM167 219H163V220H167ZM195 219V218H194ZM194 219L193 220H191V219H187V218H185L184 216L183 217H179V215H178V217L177 218H173L172 220H170V221H168L169 222V224H172L171 226H174V228L176 227L175 225H183V226H187V227H189V226H193L194 227V225H195V223H194ZM205 219V218H204ZM209 219V218H208ZM59 220V221H60ZM98 220V219H97ZM102 220V219H101ZM129 220H131V219H129ZM199 220V219H198ZM26 221V220H25ZM50 220H48V222H49ZM54 221V220H53ZM66 223H68L66 220H64ZM63 221V222H64ZM79 221V223L81 224L82 222H80ZM103 221V220H102ZM106 221V222H107ZM135 221V220H134ZM196 221V220H195ZM207 220H203L202 222H200V223H197V225L199 226V227H201L202 229H201V231H203L202 232V235L201 236H203V235H205V236H207V237H214V236H216L217 234H218V230L216 231V230H214L213 229V226L214 225H212L211 223H207L206 222ZM211 221V220H210ZM47 222V223H48ZM92 222V221H91ZM96 222H98V221H96ZM95 222V223H96ZM124 222V221H123ZM128 222V221H127ZM132 222V221H131ZM136 222V221H135ZM209 222V221H208ZM262 222V221H261ZM58 223V222H57ZM65 223V224H66ZM82 223V224H83ZM102 223V222H101ZM104 223V222H103ZM130 223V222H129ZM129 223H127V224H129ZM165 223H167L166 221H165ZM165 223H163V224H165ZM259 223H260V221H259ZM258 222H257V224H259ZM50 224H52V223H50ZM64 224V225H65ZM70 224V223H69ZM79 224V225H80ZM83 224V225H84ZM97 224V223H96ZM98 224H99V222H98ZM126 224V223H125ZM131 224V223H130ZM254 224V223H253ZM1 222H0V230H1ZM5 225V226H6ZM60 225H62L61 224V222H60ZM59 225V226H60ZM66 225H68V224H66ZM78 224H77V226H79ZM100 225V224H99ZM165 225H167V224H165ZM211 225V226H210ZM261 225H263V226H261ZM3 227H4V225H2ZM86 226H88V225H86ZM96 226V225H95ZM168 226V225H167ZM181 227L182 229L183 228H185V227ZM224 226H226V225H224ZM254 226H255V224H254ZM257 226V225H256ZM255 226V227H256ZM258 226H260V228L258 227ZM257 227L259 228V231H262V230H264V224H260V225H258ZM179 227V226H178ZM193 227H190V228H193ZM195 227H196V225H195ZM257 227H256V229H257ZM261 227H263V229L261 228ZM6 228V227H5ZM79 228H80V226H79ZM78 227H77V229H79ZM82 228H84V227H82ZM86 228V227H85ZM88 228V227H87ZM180 228V229H181ZM198 228V227H197ZM76 229V230H77ZM187 229V228H186ZM224 229V228H223ZM227 229V228H226ZM226 229L224 230V231H226ZM229 229V228H228ZM227 229V230H228ZM262 229V230H261ZM17 230H19L18 231V233H15V232H17ZM74 230V229H73ZM81 230V229H80ZM80 230H78V231H75L76 232V234H78V236L80 237L81 236V238H83L82 237V235H81V233H83V231L81 232ZM174 230V229H173ZM176 230V229H175ZM200 230V229H199ZM71 231V230H70ZM178 231V230H177ZM181 231V230H180ZM190 231H193V230H190ZM197 231V230H196ZM201 231H199V232H201ZM215 231L217 232V233H215ZM222 231V230H221ZM224 231H223V233H224ZM175 232V231H174ZM198 232V231H197ZM228 232V231H227ZM229 232H230V230H229ZM264 232V231H263ZM22 233V234H23ZM28 233V232H27ZM73 233V232H72ZM220 233V232H219ZM222 233V232H221ZM9 234V233H8ZM7 234V235H8ZM9 234V235H10ZM19 234H21V233H19ZM75 234V235H76ZM126 234V233H125ZM129 235L128 236H130L131 237V233H128ZM133 234V233H132ZM135 234V233H134ZM216 234V235H215ZM226 234V232L224 233V235ZM11 235L9 236L10 237V239H11ZM24 235V234H23ZM26 235V234H25ZM30 235H28L29 237H30ZM71 235V234H70ZM120 235V236H119ZM123 235H124V233H123ZM136 235V234H135ZM198 235V234H197ZM197 235H195V236H197ZM220 235V234H219ZM218 235V236H219ZM227 235V234H226ZM225 235V236H226ZM229 235V234H228ZM227 235V236H228ZM263 235V234H262ZM69 236V235H68ZM83 236H85V235H83ZM133 236V235H132ZM169 236V235H168ZM175 236V235H174ZM173 236V237H174ZM199 236H200V234H199ZM218 236H217V238H218ZM257 236V235H256ZM16 237V236H15ZM24 237V236H23ZM42 237V236H41ZM66 236H64V238H65ZM72 237V236H71ZM125 237H127L126 235H125ZM135 237V236H134ZM171 237V236H170ZM258 237V236H257ZM260 237V236H259ZM261 237H263V236H261ZM195 238V239H194ZM194 238H192V235L191 236H188V234H187V236H182V237H174V238H171V239H169V237H168V239H166V238H164L165 240H159L158 238H157V242L156 243H158V244H160V245H162L163 244V246L165 247V245L164 244H167V245H172L173 246V248H176L177 249V252L178 253H180V252H184V253H188L191 249H193V251L195 250L194 248V246H195V244H196V242L197 241H200V239H202V238H199V239H197L196 240V238H198V237H194ZM206 238V237H205ZM205 238H203V239H205ZM211 238V239H212ZM215 238V237H214ZM220 238V237H219ZM15 239V238H14ZM43 239V238H42ZM78 239V238H77ZM208 239V238H207ZM210 239V238H209ZM210 239V240H211ZM4 240V239H3ZM12 240L13 239H11L10 241L11 242H9V248L7 247V248H3L0 252V264H9V263H11L10 262V259L11 258H13V257H15V254H14V252L12 251V248H14V242H12ZM30 240V239H29ZM65 240V239H64ZM70 240V239H69ZM81 240V239H80ZM213 240V239H212ZM229 240H231L230 238H229ZM14 241V240H13ZM78 241V240H77ZM82 241V240H81ZM204 240H202V242H203ZM206 241V240H205ZM204 241V242H205ZM209 241V240H208ZM216 241V240H215ZM232 241V240H231ZM258 241V240H257ZM42 242V241H41ZM79 242V241H78ZM77 242V243H78ZM117 243L118 242H120V241H116ZM153 242L155 243V240H153ZM201 242V241H200ZM201 242V243H202ZM207 242V241H206ZM230 242V241H229ZM66 243V242H65ZM155 243V244H156ZM212 244V243H211ZM73 245V244H72ZM197 245H199V243L197 244ZM196 245V246H197ZM210 245V244H209ZM213 245V244H212ZM63 246V245H62ZM68 246V245H67ZM66 246V247H67ZM162 246V247H163ZM200 246V245H199ZM203 246V245H202ZM207 247H209L208 245H206ZM153 247V246H152ZM155 247V246H154ZM163 247V248H164ZM167 247V246H166ZM170 247V246H169ZM201 247V246H200ZM212 247V246H211ZM171 248V247H170ZM172 248V249H173ZM200 249V248H199ZM203 249V248H202ZM252 250V249H251ZM57 251V250H56ZM55 250L54 251H52L51 252V250L49 251V255H48V262L50 263V264H67V261H70L69 260V258L71 257V258H75V257H73V256H75V254L73 255L72 254V256L70 255V256H67L66 254H63L62 252H56ZM174 251V250H173ZM176 252V253H177ZM190 252H192V250L190 251ZM247 253V252H246ZM189 254V253H188ZM179 256H180V254H178ZM255 255H259V256H257V258L255 257ZM260 255L261 256H263L264 257V238H261L258 242H257V244H256V246L254 247V249L250 252V253H248V254H245V255H243V258L241 259L240 258V260H236V261H234V262H232V263H228L229 262V260L227 261V260H225V261H223L222 259V261L221 260H219L220 261V263H216V260L215 261H211V262H209V264H249V262L250 261H254V259H253V257H255L256 259L255 260H257L258 261V259H259V257H260ZM16 259H18L17 257H15V259L14 260H16ZM78 259V258H77ZM199 259V258H198ZM232 259V258H231ZM261 259H263L262 257H261ZM74 261H75V259H73ZM74 261H72V262H74ZM232 261V260H231ZM253 261L251 262V264H254L255 263V261H254V263H253ZM260 261V260H259ZM78 262V261H77ZM76 262V263H77ZM69 263V262H68ZM131 264V263H130ZM186 264H205V263H203V262H201V261H199V260H192V261H190V262H188L187 261V263Z\"/></svg>",
  "mask_w": 264,
  "mask_h": 264
}]
</instances>
